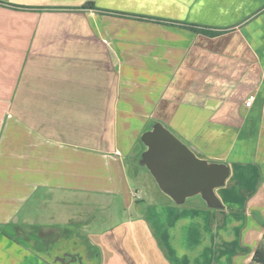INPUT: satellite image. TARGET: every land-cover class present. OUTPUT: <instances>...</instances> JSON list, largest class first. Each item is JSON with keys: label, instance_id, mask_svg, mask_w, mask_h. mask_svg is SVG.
<instances>
[{"label": "crops", "instance_id": "0c3cea01", "mask_svg": "<svg viewBox=\"0 0 264 264\" xmlns=\"http://www.w3.org/2000/svg\"><path fill=\"white\" fill-rule=\"evenodd\" d=\"M153 121L227 164L221 208L142 203L127 160ZM37 191L59 211L30 216ZM76 195L120 220L79 233ZM263 227L264 0H0V264H53L19 232L100 264H256Z\"/></svg>", "mask_w": 264, "mask_h": 264}, {"label": "water", "instance_id": "95a60500", "mask_svg": "<svg viewBox=\"0 0 264 264\" xmlns=\"http://www.w3.org/2000/svg\"><path fill=\"white\" fill-rule=\"evenodd\" d=\"M140 141L144 150L137 164L148 170L159 189L174 203L182 204L188 197L197 195L207 207L221 208L215 189L224 184L229 174L226 163L198 157L159 121H153L142 131ZM83 245L76 241L60 242L55 258L46 249L40 253L53 264H84L91 255ZM93 258L100 264L99 255L94 254Z\"/></svg>", "mask_w": 264, "mask_h": 264}, {"label": "rangeland", "instance_id": "374dc122", "mask_svg": "<svg viewBox=\"0 0 264 264\" xmlns=\"http://www.w3.org/2000/svg\"><path fill=\"white\" fill-rule=\"evenodd\" d=\"M127 165L130 166L128 172L129 174H131V176H132V173H134L133 170L137 169V171L143 176L144 180L149 183V187L144 188V190L147 193L145 192L142 203L146 205V203L148 202L150 198L149 196L151 195V191L152 193L153 191H155L159 195L163 193L157 186L151 174L147 171V169L144 166L138 165L136 160H127ZM138 194L140 196L142 195L140 193ZM38 195L40 196L43 194L42 192L40 193V191H37L34 197L38 198ZM53 195L54 194H48V195L46 194V196L43 195L45 196V198L43 199L42 202H37L38 199L33 198V200L30 202L28 206V208H30L29 215L33 216V218L35 219H38L39 217L37 218L36 216L46 217L47 215L51 214L52 211H59L58 210L59 205H57L54 201H52V199H54L52 198L54 197ZM193 197L194 196L188 197L186 201L184 202V204L190 203L195 198ZM76 198H77L76 204L74 205V209H73L75 211V218L73 219L72 224L75 223L76 228L74 229L79 231V233L85 232V234H87L86 232L88 231L89 232L103 231L107 228L112 227L116 223V221L120 220L121 218L122 209L120 208V205H119L120 202L118 200H114L113 203L111 202V204H109V203H106L107 201H109V199L107 197H102V196L90 195V197H88L91 199L90 201L89 200L82 201L79 195H76ZM30 221L33 223L34 220L30 219ZM38 237H39L38 235L37 237L36 236L30 237L31 238L30 240H28V238L26 237L24 238L26 242L32 244L31 241H33V243L34 242L36 243L38 240ZM48 239H44V240H46L47 242ZM40 246L36 245L35 248L37 250L40 249V251H42L43 249ZM56 247L57 246L53 244L52 246H48L46 248L47 253L53 256L54 258L57 255Z\"/></svg>", "mask_w": 264, "mask_h": 264}, {"label": "flooded vegetation", "instance_id": "af4514ba", "mask_svg": "<svg viewBox=\"0 0 264 264\" xmlns=\"http://www.w3.org/2000/svg\"><path fill=\"white\" fill-rule=\"evenodd\" d=\"M17 235H20L22 238L26 237V238H28V240L31 239L30 237H33V234L31 235L30 233L26 234V233H21V232H19V233H17ZM24 239H25V238H24ZM45 243H46V244H45ZM45 243H44V244H39L38 242H36V243H35V246H36V245H38V246L42 245V247H45V248H47L48 246H52L51 243H47V242H45ZM86 246H87L88 249H89V255H91V256H90L91 258L88 257L89 259L85 260L84 264H97V260L93 258V255H94V254H97V255H98V253H97V249H95V247L92 246L88 240H86ZM40 247H41V246H40ZM85 256H87V255L85 254ZM76 264H80V263H76Z\"/></svg>", "mask_w": 264, "mask_h": 264}, {"label": "trees", "instance_id": "16d2710c", "mask_svg": "<svg viewBox=\"0 0 264 264\" xmlns=\"http://www.w3.org/2000/svg\"><path fill=\"white\" fill-rule=\"evenodd\" d=\"M80 7H94L92 2H85ZM159 21H163L164 19H156ZM262 238L264 240V227H263V234ZM252 262L256 264H264V245H259L256 250L254 251Z\"/></svg>", "mask_w": 264, "mask_h": 264}, {"label": "built area", "instance_id": "2783aa9c", "mask_svg": "<svg viewBox=\"0 0 264 264\" xmlns=\"http://www.w3.org/2000/svg\"><path fill=\"white\" fill-rule=\"evenodd\" d=\"M251 103H252V97H249L248 99H246L245 104L247 106H249Z\"/></svg>", "mask_w": 264, "mask_h": 264}]
</instances>
